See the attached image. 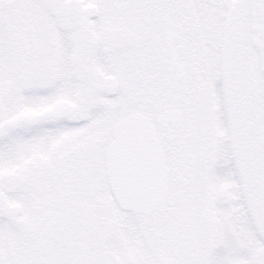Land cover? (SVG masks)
<instances>
[{
    "label": "snow or ice",
    "instance_id": "1",
    "mask_svg": "<svg viewBox=\"0 0 264 264\" xmlns=\"http://www.w3.org/2000/svg\"><path fill=\"white\" fill-rule=\"evenodd\" d=\"M0 264H264V0H0Z\"/></svg>",
    "mask_w": 264,
    "mask_h": 264
}]
</instances>
